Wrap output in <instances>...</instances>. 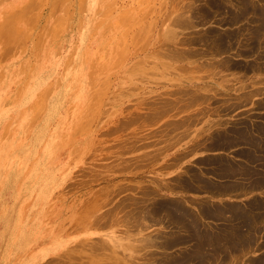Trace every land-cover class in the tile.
<instances>
[{
    "label": "rangeland",
    "instance_id": "1",
    "mask_svg": "<svg viewBox=\"0 0 264 264\" xmlns=\"http://www.w3.org/2000/svg\"><path fill=\"white\" fill-rule=\"evenodd\" d=\"M196 1L0 0V264H167L187 242L164 256L149 243L172 229V206L264 200V186L217 196L195 178L223 181L213 159L239 157L216 133L264 126V44L248 42L264 13L247 9L264 0Z\"/></svg>",
    "mask_w": 264,
    "mask_h": 264
},
{
    "label": "bare ground",
    "instance_id": "2",
    "mask_svg": "<svg viewBox=\"0 0 264 264\" xmlns=\"http://www.w3.org/2000/svg\"><path fill=\"white\" fill-rule=\"evenodd\" d=\"M245 4H247V3H245ZM245 4H243L242 8H239V10L236 9V11H238V12H236L234 10L235 12H233L231 14L229 13L230 14V17L228 16V20H227L229 24H234V23H237L238 22V19L241 17L240 14L242 12H245L246 11V8H244V7H247V6ZM220 5H222V4H220L219 2L217 3L216 1H213L212 8L215 10L214 12H216V13L219 12ZM247 9H250V10L253 9V11H251V12L253 14H255V15H260L261 11H263V13H264V6H262L261 8L248 6ZM209 12H206V13L209 15V14H211ZM202 13H204V12H202ZM258 18H260L261 21H260L259 24L256 22L258 25H255V27L251 28V30L249 32V35L250 36H249V39H248V42H249L250 47H251V51L254 52V53H256L254 49H256L258 47H261L264 44V14L262 16H259ZM220 35H222V34H220ZM234 37H236L238 39V37H239L238 36V33H235V35H234V33L231 32L230 35L227 36L228 39L229 38L234 39ZM225 38L224 37H221L219 35H217V36L214 37V39H213L214 40V43H215V46L213 47V51L214 52L220 53V52H222V51L225 50V46H226L225 45ZM189 42H190V39H189ZM192 44L194 45V43H192ZM209 46H211V45H209ZM233 50H234V48H233ZM238 52H241V50H239ZM207 53H208V51H207ZM247 53H249V52H247ZM187 54H189V53H187ZM210 54H212V53H210ZM215 55H217V54H215ZM243 56H245V55L243 54ZM256 56H259L257 59L260 58L261 60H264V48L262 49V54H257ZM225 60H227V59H225ZM221 61H223V60H221ZM229 61H230V59L228 61H224V63L226 62L225 63L226 65H228V66L230 65L231 66V64H230L231 61L230 62ZM218 63L220 64V62H218ZM221 64H220V66H221ZM215 65H216V63H215ZM226 65L224 67H226ZM232 65H236V64H233V62H232ZM203 66H205V65H203ZM243 66L244 65H242V68H243ZM255 66H256V64H255ZM211 67H213V65ZM261 67L264 68V64H262ZM247 68H249V67L247 66ZM256 68H257V66H256ZM236 69H237V67H236ZM205 89H207V87ZM178 90H180V89H178ZM188 91H187V93H188ZM180 94H182V92H180ZM201 102H202V100H201ZM149 104H151V103H149ZM190 105H191V102H190ZM164 107H165V105H164ZM222 109H224V108H222ZM144 115L146 116V114H144ZM150 115H152V114H150ZM192 118H193V116H192ZM172 121H174V120H172ZM130 124H132V123H130ZM183 124H184V122H183ZM233 124H235V122ZM168 125H170V124H168ZM216 125H217V123H216ZM254 125L255 124H249L248 125V124L244 123L243 126L237 127L236 129L231 130V131H226V132H224V134H222L221 130H220V132L218 134L215 132L216 134L213 137V142L210 141L212 143V146L215 147V149H217L216 147H218L219 145H221L222 147H225V148H226V146L228 148V146H232V145H243V147L240 148L239 150L235 151V152H237V154L239 156L238 159L235 158V157H233V156H232V158H230V157H225L223 155H221L219 159L217 157H216V159H213L212 163L217 166V169H215V171H213V172H214V174H215L216 177L217 176L218 177L220 176V178H222L223 181H220V182H217L216 181V182H214V180L213 181H210L207 178L205 179V177H202V174L201 173L198 174V175H196V177H195V174L196 173L193 174L192 177H195V178L198 177V179H197L198 180V188H201L203 190L208 191L210 194H213V195H217L218 196V195H225V194H227L230 191L240 192L238 190H244V189H248V188H251V189L255 188L256 189V188H259L260 186H264V126H261V124L260 125L257 124V126L254 127ZM173 130H175V129H173ZM212 136H213V134H212ZM209 144L210 143H208L207 145H209ZM211 148H213V147H211ZM207 159H209V158H207ZM204 164H205V162H204ZM190 171H192V170L189 169V172ZM198 171L199 170L197 169V172ZM208 171H209V169H208ZM209 173H210V171H209ZM187 178H185V179H187ZM185 184L188 187L192 188L191 183H189V182L186 181ZM154 191H156V190H154ZM199 191L202 192V190H199ZM243 192H242V194H243ZM247 192H248V190H247ZM148 195H149V193H148ZM146 199H148V198H146ZM263 201L264 200H259V199H256L255 200L254 199L251 202H248V203H245V204H242L241 205V204H229V203H226V202H223L221 204H217V203L215 204L213 202H210V200H205L204 199V200H202L200 202V205L198 204L199 205V208L195 212V214L194 213L193 214H190V213H187L186 211H183L181 209V206H179V205L172 206V208L174 207V209L171 208V211L172 212L169 213V214H172V216H173V219H172L173 222L171 221L172 229L169 232L166 231L163 234V236L161 234L160 235H157L158 237L152 239V241L150 240V243L149 242L148 243H149V245H150L151 248L154 247V249L155 248L161 249V252L160 253H162L161 255L164 256L165 249L168 248V246H181L184 242H187V244H188L187 248L184 246L183 248L180 249L179 255H181V256H178L177 257L179 259H176L175 258L176 260L174 259V261H172L170 263L168 262L167 264H194V263L195 264H207V263H210V261L212 259H215V258L216 259L217 258L218 259H223V258H226L227 256H229L231 258H234L237 255L243 256V258L246 257V256H250L251 253L257 252V250H261V248H264V202ZM127 204H129V203H127ZM172 205H174V203ZM162 207H164V206H162ZM153 209L154 208H152V210ZM155 209H156V207H155ZM186 209H187V207H186ZM142 210H140V211H142ZM152 210L150 209V211H152ZM161 210L162 209H160V214L162 212ZM164 211L166 212V209H164ZM153 212H155V211H153ZM158 212H156V213H158ZM140 215H141V212H140ZM143 215H145V213ZM149 215H151V214H149ZM147 216L148 215H145L144 218L145 217L147 218ZM153 216H155V215H153ZM141 217H143V216H141ZM148 217H151V216H148ZM149 220H151V218ZM158 220H160V218L157 219V221ZM154 222L156 223L155 219H154ZM159 237H161L163 239L165 238L163 240L164 242L163 241L157 242L156 239L159 238ZM148 243L146 242L145 243V246H148ZM153 252H156V251L153 250ZM149 253H151V252H149ZM262 253H264V250L262 251ZM156 256H151V257H153V259L152 260H145L144 261L145 263H143V264H150V263L151 264H164V263H162V261H159L158 259H156ZM149 258H146V259H149ZM138 260H140V259H138ZM227 260H228V258H227ZM256 260H259V261H256ZM256 260H254L256 263L253 262L251 264H264V255L261 256L260 259H256ZM166 262H167V260H166ZM136 264H138V263H136Z\"/></svg>",
    "mask_w": 264,
    "mask_h": 264
}]
</instances>
